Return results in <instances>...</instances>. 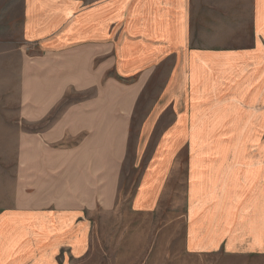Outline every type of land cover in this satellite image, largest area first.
Wrapping results in <instances>:
<instances>
[{"label":"crops","instance_id":"1","mask_svg":"<svg viewBox=\"0 0 264 264\" xmlns=\"http://www.w3.org/2000/svg\"><path fill=\"white\" fill-rule=\"evenodd\" d=\"M21 2L25 206L0 215V264L88 253L94 214L120 203L144 94L158 101L135 144L132 211H156L180 174L189 252L264 254V0Z\"/></svg>","mask_w":264,"mask_h":264},{"label":"rangeland","instance_id":"2","mask_svg":"<svg viewBox=\"0 0 264 264\" xmlns=\"http://www.w3.org/2000/svg\"><path fill=\"white\" fill-rule=\"evenodd\" d=\"M215 1L231 3V8L233 4L240 5V0ZM22 8L21 0H0V215L17 206H25L19 201L17 179L18 135L23 128L22 109L28 102L27 94H23V55L28 50L21 39ZM196 12L199 17L200 9ZM157 95L144 94L140 100L117 210L94 214L89 251L71 264H264V254L259 253L187 250L180 174L174 173L168 194L156 211L138 213L130 208V192L140 175L139 167L134 168L135 144L145 112L158 101ZM69 99L72 98L69 96ZM69 102L63 100L59 108ZM26 125L25 128L32 131L33 126ZM160 133L153 132L156 136ZM235 149L238 151L239 147ZM150 150L151 147L147 154Z\"/></svg>","mask_w":264,"mask_h":264}]
</instances>
